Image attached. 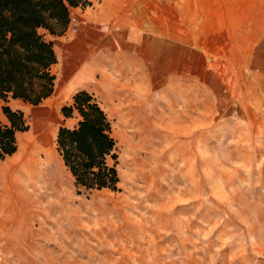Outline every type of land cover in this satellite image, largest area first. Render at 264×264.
Masks as SVG:
<instances>
[{
	"label": "rangeland",
	"instance_id": "obj_1",
	"mask_svg": "<svg viewBox=\"0 0 264 264\" xmlns=\"http://www.w3.org/2000/svg\"><path fill=\"white\" fill-rule=\"evenodd\" d=\"M258 59L225 48L189 102L159 97L152 133L125 137L114 125L117 191L75 186L55 125L61 192L33 186L10 157L0 161L10 173L0 172V264H264V54ZM25 116L17 136L37 123ZM53 169L43 165V178Z\"/></svg>",
	"mask_w": 264,
	"mask_h": 264
},
{
	"label": "crops",
	"instance_id": "obj_2",
	"mask_svg": "<svg viewBox=\"0 0 264 264\" xmlns=\"http://www.w3.org/2000/svg\"><path fill=\"white\" fill-rule=\"evenodd\" d=\"M88 1L89 6L69 9L75 20L61 35L39 30L56 58L50 67L52 94L36 106L7 101L24 117L33 115L35 125L73 128L79 117L65 118L60 109L76 92L86 91L120 134L145 133L142 128H152L150 121L158 118L159 97L176 95L189 102L190 87L201 91L214 70L208 61L218 59L223 49L244 54L251 63L263 62L258 56L264 54V0ZM3 104L0 100V108ZM0 120L6 123L2 114Z\"/></svg>",
	"mask_w": 264,
	"mask_h": 264
},
{
	"label": "trees",
	"instance_id": "obj_3",
	"mask_svg": "<svg viewBox=\"0 0 264 264\" xmlns=\"http://www.w3.org/2000/svg\"><path fill=\"white\" fill-rule=\"evenodd\" d=\"M88 0H0V161L17 150L16 135L28 125L24 114L7 105L20 99L36 106L53 92L50 67L56 62L52 44L39 33L61 35L69 22V9L85 7ZM63 117L76 114L73 128L59 127L56 152L77 188L117 191L116 142L111 121L86 91L72 96L60 109Z\"/></svg>",
	"mask_w": 264,
	"mask_h": 264
},
{
	"label": "bare ground",
	"instance_id": "obj_4",
	"mask_svg": "<svg viewBox=\"0 0 264 264\" xmlns=\"http://www.w3.org/2000/svg\"><path fill=\"white\" fill-rule=\"evenodd\" d=\"M147 120L148 122L150 121L149 119ZM54 138H55V132L51 128H49V126L44 124L32 125L31 130L17 137L16 141H17V145L19 146V152L11 160L14 162V168H16L19 172H23V173L27 172V177L31 179L32 183H34L33 186L41 185L42 187L40 186V188H44L46 186V188H51L52 191L61 192L62 176L58 175L56 159L52 157L53 155L52 147L54 144L53 143ZM43 165H46L47 167L54 166L53 169L55 171L54 178L52 177H49L48 179L45 177L43 178L44 176V173H42ZM48 180L52 182V186H49V184L46 183L48 182ZM42 181H45V183L42 184ZM36 191H38V188ZM48 199L50 198L48 197ZM54 202L56 201L54 200Z\"/></svg>",
	"mask_w": 264,
	"mask_h": 264
},
{
	"label": "built area",
	"instance_id": "obj_5",
	"mask_svg": "<svg viewBox=\"0 0 264 264\" xmlns=\"http://www.w3.org/2000/svg\"><path fill=\"white\" fill-rule=\"evenodd\" d=\"M74 22V18H69V22L68 23H73Z\"/></svg>",
	"mask_w": 264,
	"mask_h": 264
}]
</instances>
